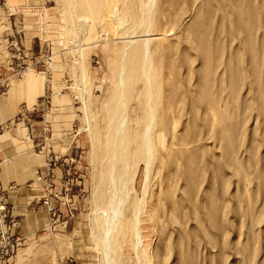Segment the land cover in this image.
<instances>
[{
    "label": "rangeland",
    "instance_id": "1",
    "mask_svg": "<svg viewBox=\"0 0 264 264\" xmlns=\"http://www.w3.org/2000/svg\"><path fill=\"white\" fill-rule=\"evenodd\" d=\"M102 1L106 14L86 20L66 0H0V136L31 132L32 151L44 160L37 180L56 205H47L48 228L22 240L0 188L8 225L0 264H101L94 198L101 167L115 165L123 192L115 264H264V0H152L148 28L131 23L141 17L138 0ZM114 11L122 31L106 18ZM130 30L150 40L161 76L151 100V161L136 155L134 135L125 158L113 146L103 108ZM24 78L39 84L38 99L8 119L9 86ZM142 84L126 81L123 92L131 134L148 113ZM108 154L115 165L104 161Z\"/></svg>",
    "mask_w": 264,
    "mask_h": 264
},
{
    "label": "bare ground",
    "instance_id": "2",
    "mask_svg": "<svg viewBox=\"0 0 264 264\" xmlns=\"http://www.w3.org/2000/svg\"><path fill=\"white\" fill-rule=\"evenodd\" d=\"M151 1L152 0H138L137 1L138 11L141 13V17L136 18L134 16L133 19H132V17H130L132 19L131 23L134 25V27L141 28L145 25L148 28V26L151 25V18H150V13H149V6L152 5V4L149 5V3ZM66 3H67L66 5H67L68 9L73 10L74 14H79V15H81L82 18H84L86 20L92 19L93 15H99V14L105 15L106 14L105 10H107L106 8L104 10L105 3L102 0H66ZM109 14L110 15L107 14L106 18L110 19L111 22L117 21V25H116L118 27L117 29L122 31L123 29L121 30V27H122V23L124 20L122 18H119V16L117 15V11L110 12ZM128 14L133 15V11L129 12ZM101 18L103 19V16ZM138 18H139V21H138L139 25L136 23ZM108 22H110V21H108ZM119 30H118V32H120ZM132 32H135V31L130 32L131 38L129 37L130 38L129 41H127L128 36H126L127 38H123L126 41L122 40L121 45H123V46L121 47V49L119 51V55H118V61L120 62V65H121L120 74H121V76L125 74L124 76H126V79L122 78L123 76L121 77L119 75V79H120L119 83H118L117 87L112 90L111 96L104 101L103 108L106 110L107 116H111V123H110V126H108V130L110 131L111 129H113V131H114V138H113L114 139V142H113L114 145L113 146L115 148L119 147L120 149H118V150H120V152H122V155H123V153H125V149H126L125 146H126V143L128 141V138L134 135V145H135L136 155H138L140 152L141 155L146 158V161H148L153 156V155H151V152H153L152 149L154 147V146H152V142H151V140H152V138H151V131L152 130L151 129L153 126V122L155 120V114L154 113L157 110L156 107L154 106L155 103L152 104L151 102L154 101V100H152L153 95H154V93H153L154 83L156 82L158 84V78L159 77H158V75H155L153 70H152V69H154L153 68L154 67V60H153V56H152L153 53L149 51L150 40L142 39V37L140 38V37L135 36V33H137V31L135 33H132ZM127 35H129V33H127ZM133 39H134V41H133ZM118 40L121 41L120 38ZM163 42L164 41H162V43ZM156 69H157V67H156ZM167 71H169V69ZM160 78H161V76H160ZM126 81H128V84L129 83H143L142 84L143 94L147 100L146 101V103H147L146 107L148 109V113H146V118L142 122V125L145 123V126L143 128H141V130L136 129L135 132H133L132 134L126 128L127 126H126V122H125V120L127 118V109H126V101L124 99L125 95L123 94V92L125 91L124 89L126 88L125 87ZM161 81H163V80H161ZM114 121H115V125L113 126L111 124ZM140 126H141V124H140ZM86 132L91 133V127L88 124H87V128H86ZM96 138H97V136H96ZM106 139H107V137H106ZM91 140L93 142H95V138H93L92 135L90 134V141ZM92 144L94 145V143H92ZM108 145H110V143ZM111 152H112V150H111ZM115 153H117V151H115ZM115 153H114V155H115ZM114 155L111 157V154L110 155L108 154V156H107L108 158H105L104 161L105 162L110 161V165H112V164L115 165L114 163H116L115 162L116 156H114ZM124 156L125 155H123V157ZM151 160L152 159H150V161ZM118 161H121V159ZM105 164H107V163H105ZM116 169H117L116 165L114 167L109 166L107 168L101 167L99 180H98V184L96 187L95 198H94V204H95V208H96V212L94 213V215L96 217L93 218V221L94 222L96 221L97 224H92L93 225V228H92V235L93 236L92 237H93V240H95L97 242L98 248L101 252V259H100L101 264L118 263L119 256H120V254H119L120 250H118V248H116V244H115V236H116L115 234L118 233L117 231H115V228H117V225H116V223H117V212L118 213L120 212L117 210L118 209L117 206L120 203L118 202V205H115V202L117 201L118 195L122 194L123 192L121 193V191L120 192L118 191L119 190V182H120L119 180L122 177H121L120 173L117 172ZM120 201H121V199H120ZM119 207H121V206L119 205ZM138 210H140V209H138ZM102 211L106 212L103 216L100 215ZM137 213H138V211H137ZM150 218L153 219V217H150ZM136 233H137L136 237H137V235L139 236L137 231H136ZM118 237H119V235H118ZM138 246L139 245H136V247H138Z\"/></svg>",
    "mask_w": 264,
    "mask_h": 264
},
{
    "label": "crops",
    "instance_id": "3",
    "mask_svg": "<svg viewBox=\"0 0 264 264\" xmlns=\"http://www.w3.org/2000/svg\"><path fill=\"white\" fill-rule=\"evenodd\" d=\"M26 78L14 82L12 87L9 86L10 97L18 88L21 89H18L17 95L12 99L7 93L6 103L3 106L8 111V119L19 113L23 105L34 106L38 99L35 95L39 93V84L32 87V84L25 81ZM29 87L34 92L30 91ZM36 89H38L37 92H35ZM30 133L29 130L25 132L19 129L14 141H7L8 134L0 136L2 138L0 139V161H3L0 163V188L6 193L7 203L14 215L19 218L13 227V232L22 240L45 231L49 221L47 205L56 206L52 201L49 203L48 200H44L43 183L37 180L43 171L44 160L42 156L33 153L32 149L37 142ZM13 142L22 144L24 147L19 150Z\"/></svg>",
    "mask_w": 264,
    "mask_h": 264
},
{
    "label": "built area",
    "instance_id": "4",
    "mask_svg": "<svg viewBox=\"0 0 264 264\" xmlns=\"http://www.w3.org/2000/svg\"><path fill=\"white\" fill-rule=\"evenodd\" d=\"M7 227H8L7 214L5 213V206L1 205V202H0V231L4 233L5 228L7 229ZM7 253H8V250H6V254Z\"/></svg>",
    "mask_w": 264,
    "mask_h": 264
}]
</instances>
